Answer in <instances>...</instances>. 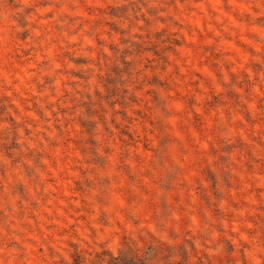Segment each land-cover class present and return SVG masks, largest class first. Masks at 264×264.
Returning <instances> with one entry per match:
<instances>
[{
    "label": "rangeland",
    "instance_id": "1",
    "mask_svg": "<svg viewBox=\"0 0 264 264\" xmlns=\"http://www.w3.org/2000/svg\"><path fill=\"white\" fill-rule=\"evenodd\" d=\"M0 264H264V0H0Z\"/></svg>",
    "mask_w": 264,
    "mask_h": 264
}]
</instances>
